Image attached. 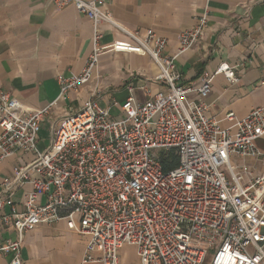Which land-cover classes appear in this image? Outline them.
<instances>
[{
	"label": "built area",
	"instance_id": "1",
	"mask_svg": "<svg viewBox=\"0 0 264 264\" xmlns=\"http://www.w3.org/2000/svg\"><path fill=\"white\" fill-rule=\"evenodd\" d=\"M69 2L93 23V53L80 73L58 77L62 94L92 81L100 56L109 51L149 55L163 90L139 103L129 85L120 118L99 104L96 92L59 119L45 149L39 135L56 101L30 110L0 90V163L33 154L0 185V231L17 232V239L0 245V253L11 252L10 264H22L25 233L41 223L65 221L89 236L83 263L120 264V249L131 244L138 254L134 264H264V174H255L246 161L264 163L256 144L264 136V105L243 117L227 112L225 126L208 115L206 99L216 74L238 83L243 63L225 61L204 71L197 88L184 82L177 66V58L205 32L207 11L182 30L177 52L168 54L166 38L153 29L121 27L104 0H55V5ZM105 23L128 40L102 44ZM193 91L197 100L190 98ZM173 156L178 165L166 169L163 159L170 164ZM26 184L31 189L21 210L14 194Z\"/></svg>",
	"mask_w": 264,
	"mask_h": 264
},
{
	"label": "crops",
	"instance_id": "2",
	"mask_svg": "<svg viewBox=\"0 0 264 264\" xmlns=\"http://www.w3.org/2000/svg\"><path fill=\"white\" fill-rule=\"evenodd\" d=\"M112 18L127 30L153 29L166 38V53L179 48L182 30L195 26L200 15L209 16L205 32L196 46L177 58L184 82L191 88L202 83V73L228 61L240 65L238 83L224 74H216L211 83L208 115L223 120L233 111L243 117L264 105V0H104ZM102 44L128 40L124 32L110 23L100 27ZM93 23L71 2L58 7L55 0H0V90L10 92L30 110L53 104L43 120L39 147L53 140L60 118L73 112L96 93L103 107H111L112 116H123L122 103L135 87L138 102H144L163 90L155 80L158 67L144 53L109 51L100 56L95 78L62 94L60 75L80 73L93 53ZM196 91L190 98L197 100ZM264 151V136L257 139ZM33 158L19 153L0 163V185L18 165ZM255 174H264L260 159H246ZM26 184L15 192L18 209L23 208ZM9 212V208H5ZM20 253L22 264H102L83 263L89 236L69 228L65 221L41 223L24 235ZM17 239L12 227L0 231V245ZM100 256V253H95ZM13 253H0V264H10ZM138 261L136 248L129 244L120 249V264Z\"/></svg>",
	"mask_w": 264,
	"mask_h": 264
},
{
	"label": "trees",
	"instance_id": "3",
	"mask_svg": "<svg viewBox=\"0 0 264 264\" xmlns=\"http://www.w3.org/2000/svg\"><path fill=\"white\" fill-rule=\"evenodd\" d=\"M163 161L165 162V166H166V169H169L170 167H175L178 165V161L176 159V157H172V160L170 161V164H168L167 160L166 159H163Z\"/></svg>",
	"mask_w": 264,
	"mask_h": 264
}]
</instances>
